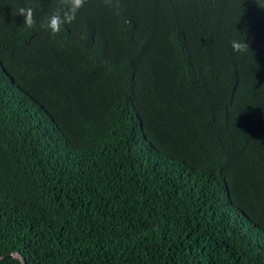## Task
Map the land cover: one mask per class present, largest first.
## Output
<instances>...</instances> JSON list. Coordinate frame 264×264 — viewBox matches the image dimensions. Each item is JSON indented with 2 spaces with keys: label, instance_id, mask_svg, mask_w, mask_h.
I'll return each mask as SVG.
<instances>
[{
  "label": "trees",
  "instance_id": "obj_1",
  "mask_svg": "<svg viewBox=\"0 0 264 264\" xmlns=\"http://www.w3.org/2000/svg\"><path fill=\"white\" fill-rule=\"evenodd\" d=\"M58 7L0 0V264H264V0Z\"/></svg>",
  "mask_w": 264,
  "mask_h": 264
},
{
  "label": "clouds",
  "instance_id": "obj_2",
  "mask_svg": "<svg viewBox=\"0 0 264 264\" xmlns=\"http://www.w3.org/2000/svg\"><path fill=\"white\" fill-rule=\"evenodd\" d=\"M86 0H60L62 7H58L47 22V27L53 34L61 30L64 24H70L76 16L77 11L83 7ZM108 6L113 5V0H104ZM118 6V3L117 5ZM19 14L24 18V26L32 28L36 21L34 19V10L31 7L20 8ZM232 47L234 51H246L248 45L242 42L233 41Z\"/></svg>",
  "mask_w": 264,
  "mask_h": 264
}]
</instances>
